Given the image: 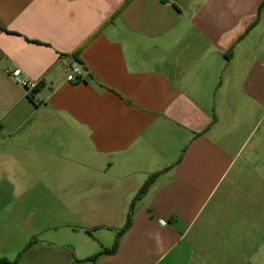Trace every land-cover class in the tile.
Segmentation results:
<instances>
[{
	"label": "crops",
	"instance_id": "1",
	"mask_svg": "<svg viewBox=\"0 0 264 264\" xmlns=\"http://www.w3.org/2000/svg\"><path fill=\"white\" fill-rule=\"evenodd\" d=\"M34 195L81 241L0 264H264V0H0V216Z\"/></svg>",
	"mask_w": 264,
	"mask_h": 264
},
{
	"label": "rangeland",
	"instance_id": "2",
	"mask_svg": "<svg viewBox=\"0 0 264 264\" xmlns=\"http://www.w3.org/2000/svg\"><path fill=\"white\" fill-rule=\"evenodd\" d=\"M28 212L26 217V227L23 223L19 224V218H11L5 221L0 216V250L21 255L26 246L36 238V235L42 233L38 237L44 240L56 238L60 242L77 241L80 242L81 238L73 231V229L66 227L70 219H54L47 217V213L51 209V203L46 201H37L35 195L27 201ZM131 212L134 209L132 206ZM23 222V219H22ZM8 223V224H7ZM9 225V226H7ZM76 230V229H74ZM77 231V230H76ZM84 235L83 232H80ZM21 250V251H20Z\"/></svg>",
	"mask_w": 264,
	"mask_h": 264
},
{
	"label": "built area",
	"instance_id": "3",
	"mask_svg": "<svg viewBox=\"0 0 264 264\" xmlns=\"http://www.w3.org/2000/svg\"><path fill=\"white\" fill-rule=\"evenodd\" d=\"M69 75L67 81L70 83H78L84 79V71L78 60L72 59L68 64ZM7 74L19 86L27 91L29 96L36 91L40 85L38 81H32L23 76L21 69L15 68L7 70Z\"/></svg>",
	"mask_w": 264,
	"mask_h": 264
},
{
	"label": "trees",
	"instance_id": "4",
	"mask_svg": "<svg viewBox=\"0 0 264 264\" xmlns=\"http://www.w3.org/2000/svg\"><path fill=\"white\" fill-rule=\"evenodd\" d=\"M160 175V173H156V174H153L149 180L147 181L146 185L144 186V188L142 189V193H145L146 190L148 189V187L153 183V181ZM132 224V218H129L125 227L123 229H121L119 232H118V235H117V239H116V242L114 244V246L112 247V249L110 251H107L105 253H115L117 250H118V247H119V243H120V239L121 237L124 235V233L130 228ZM89 232H91V230H88Z\"/></svg>",
	"mask_w": 264,
	"mask_h": 264
}]
</instances>
